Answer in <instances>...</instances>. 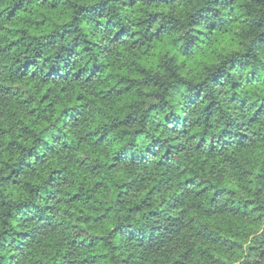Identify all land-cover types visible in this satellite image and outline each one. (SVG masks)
<instances>
[{
  "label": "clouds",
  "instance_id": "9594fccd",
  "mask_svg": "<svg viewBox=\"0 0 264 264\" xmlns=\"http://www.w3.org/2000/svg\"><path fill=\"white\" fill-rule=\"evenodd\" d=\"M0 264H264V0H0Z\"/></svg>",
  "mask_w": 264,
  "mask_h": 264
}]
</instances>
